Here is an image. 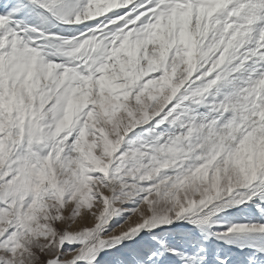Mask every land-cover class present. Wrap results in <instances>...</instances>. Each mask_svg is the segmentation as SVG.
Wrapping results in <instances>:
<instances>
[{
  "label": "snow or ice",
  "instance_id": "6c2138e0",
  "mask_svg": "<svg viewBox=\"0 0 264 264\" xmlns=\"http://www.w3.org/2000/svg\"><path fill=\"white\" fill-rule=\"evenodd\" d=\"M103 256L264 264V0H0V264Z\"/></svg>",
  "mask_w": 264,
  "mask_h": 264
},
{
  "label": "rangeland",
  "instance_id": "374dc122",
  "mask_svg": "<svg viewBox=\"0 0 264 264\" xmlns=\"http://www.w3.org/2000/svg\"><path fill=\"white\" fill-rule=\"evenodd\" d=\"M106 15L109 14V13H105ZM138 219V217H133V221H136ZM94 221H92L91 219H89L84 225H81V224H77V225H73V228L71 230H76L78 227H81V226H91V224L93 223ZM129 225L128 224H125L124 225V229H126ZM122 229H120L119 227L116 228V231L113 232V233H110V234H118L119 231H121ZM66 248L68 247L67 245L65 246ZM224 248V250L226 252L229 253V255L233 258H235L236 260H241L242 259V256L241 254L239 253L238 250L236 249H231L229 250L227 246H222ZM66 258H70V257H66ZM109 260V257L108 256H103L101 257V264H107Z\"/></svg>",
  "mask_w": 264,
  "mask_h": 264
}]
</instances>
